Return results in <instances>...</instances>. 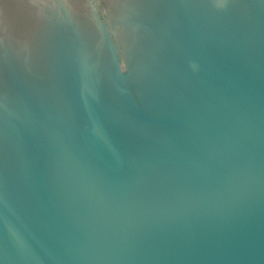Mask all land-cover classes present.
I'll return each instance as SVG.
<instances>
[{"label":"water","instance_id":"water-1","mask_svg":"<svg viewBox=\"0 0 264 264\" xmlns=\"http://www.w3.org/2000/svg\"><path fill=\"white\" fill-rule=\"evenodd\" d=\"M0 264H264V0H0Z\"/></svg>","mask_w":264,"mask_h":264}]
</instances>
